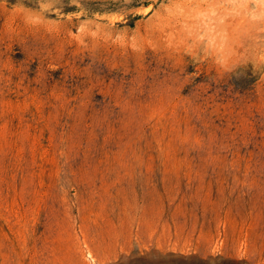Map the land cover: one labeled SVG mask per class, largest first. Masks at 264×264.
Instances as JSON below:
<instances>
[{
    "label": "rangeland",
    "instance_id": "rangeland-1",
    "mask_svg": "<svg viewBox=\"0 0 264 264\" xmlns=\"http://www.w3.org/2000/svg\"><path fill=\"white\" fill-rule=\"evenodd\" d=\"M262 11L0 0V264H264Z\"/></svg>",
    "mask_w": 264,
    "mask_h": 264
},
{
    "label": "clouds",
    "instance_id": "clouds-1",
    "mask_svg": "<svg viewBox=\"0 0 264 264\" xmlns=\"http://www.w3.org/2000/svg\"><path fill=\"white\" fill-rule=\"evenodd\" d=\"M243 2L246 3L247 5H249L248 15L250 18H254L253 12L255 11V7L257 5H264V0H243ZM14 7H15V5H14ZM257 16L261 20H264V11L257 13Z\"/></svg>",
    "mask_w": 264,
    "mask_h": 264
}]
</instances>
